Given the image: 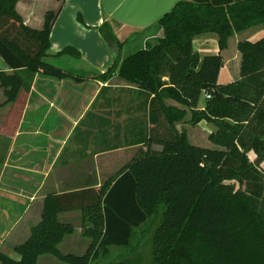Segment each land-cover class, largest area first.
Returning a JSON list of instances; mask_svg holds the SVG:
<instances>
[{
	"label": "trees",
	"instance_id": "16d2710c",
	"mask_svg": "<svg viewBox=\"0 0 264 264\" xmlns=\"http://www.w3.org/2000/svg\"><path fill=\"white\" fill-rule=\"evenodd\" d=\"M16 1L0 0V58L10 70H0L4 102L34 74L81 81L43 59L58 8L46 10L36 29L23 22ZM260 23L264 0H178L123 41L103 21L97 30L112 61L93 78L116 76L150 95L147 139L157 147L137 151L97 188L46 194L39 220L12 248L18 258L0 251V264H36L45 254L66 264H93L111 246L130 248L136 230L147 225L150 264H264V176L256 168L264 159V36L236 41L238 78L215 81L227 38ZM203 33L216 36L217 52L199 57L192 39ZM62 54L78 57L70 46L56 52ZM186 109L189 124L213 123L207 139L220 148L188 142L175 126ZM75 209L90 241L81 254L63 253L58 244L72 226L57 215ZM112 264L138 263L124 258Z\"/></svg>",
	"mask_w": 264,
	"mask_h": 264
},
{
	"label": "crops",
	"instance_id": "0c3cea01",
	"mask_svg": "<svg viewBox=\"0 0 264 264\" xmlns=\"http://www.w3.org/2000/svg\"><path fill=\"white\" fill-rule=\"evenodd\" d=\"M35 1L17 0L15 10L26 25L37 29L43 13L58 8L49 31L46 54L57 56L56 52L65 46L75 49L78 57L69 56L74 69L59 68L83 79L75 82L70 78H38L34 74L28 87L19 88L10 102H4L0 87V202L8 196L25 200L12 223L19 228L15 235L23 230L19 225L24 217L32 220L28 231L39 220L46 194L97 188L137 151L157 147L147 139L150 95L116 76L105 82L93 78L112 61V50L97 27L107 22L116 39L123 41L151 26L167 12L165 8H171L178 0H46L48 5L41 10L40 18L32 21L31 6ZM261 36H264V23L227 38L226 47L219 51L222 65L216 83L238 78L240 55L236 41ZM230 38L232 44L228 42ZM192 47L199 57L215 54L216 36L196 35ZM0 70L10 71L1 58ZM164 102L183 107L171 99ZM189 117L187 110L185 123L175 126L185 130L191 144L189 136L193 132L189 134V130L193 126L205 125L206 136L215 129L213 123L203 120L191 125ZM3 204L0 203L2 224L6 216ZM72 216L80 219V211L60 212L57 219L70 223ZM5 238V234H0V242Z\"/></svg>",
	"mask_w": 264,
	"mask_h": 264
},
{
	"label": "rangeland",
	"instance_id": "374dc122",
	"mask_svg": "<svg viewBox=\"0 0 264 264\" xmlns=\"http://www.w3.org/2000/svg\"><path fill=\"white\" fill-rule=\"evenodd\" d=\"M46 0H36L34 4L31 6V15L32 21L39 19L41 16V10L47 7ZM170 7L165 8V11H168ZM35 23V22H34ZM229 44L233 43V39H229ZM229 48V45H228ZM47 63L55 65L57 67L66 68L69 70L74 69L73 66H70V63L73 61L68 55H57L50 56L46 55L43 58ZM38 74V78H43ZM225 84V83H219ZM176 122V124L185 123V118ZM12 119V118H11ZM13 121V120H12ZM205 125L198 124L193 126V130H189V134L193 132V135L189 136V141H192L193 144L199 145L201 147H209V148H218L216 144L214 145L210 141H208L205 131ZM189 128V125L186 127ZM180 130V129H178ZM8 131V130H7ZM208 135V134H207ZM206 136V137H205ZM248 159L253 158V153H247ZM256 168L261 176H264V159L260 162L256 163ZM120 170V168H119ZM117 170L110 177H114L115 174L119 171ZM0 203H4L3 206L6 209V216L4 224L0 223V234H5L6 238L0 242V251L7 254L13 259H17L18 255L13 251V246L19 244L23 241L24 237L28 234V223L32 220H28L24 217L23 221L20 222V227L23 229L19 235H15L16 231L19 229L18 226L13 227L12 223L17 218L16 214L21 211V207L25 204V200L23 198H13L11 196L3 197ZM70 225L72 226V232L68 235H65L61 240L60 244H58V248L63 253H83L88 245L90 239L86 236H83L80 231V223L81 218L78 216H72L69 219ZM32 224L34 222H31ZM64 223V222H63ZM67 223V222H65ZM13 227V228H12ZM152 226H143L140 230H136L135 238L131 239L129 244L130 248L116 247L111 246L108 248L107 252L103 255H100L97 259L93 261V264H112L114 261L119 259L128 258L132 261L137 260L138 264H150V245H149V236L151 232ZM36 264H66L57 260L55 257L45 254L37 257Z\"/></svg>",
	"mask_w": 264,
	"mask_h": 264
},
{
	"label": "built area",
	"instance_id": "2783aa9c",
	"mask_svg": "<svg viewBox=\"0 0 264 264\" xmlns=\"http://www.w3.org/2000/svg\"><path fill=\"white\" fill-rule=\"evenodd\" d=\"M203 96H204L205 98H208V97H209V94H208L207 92H203Z\"/></svg>",
	"mask_w": 264,
	"mask_h": 264
}]
</instances>
